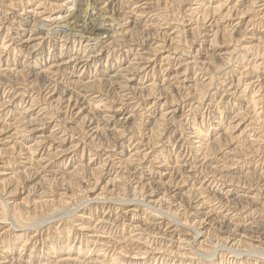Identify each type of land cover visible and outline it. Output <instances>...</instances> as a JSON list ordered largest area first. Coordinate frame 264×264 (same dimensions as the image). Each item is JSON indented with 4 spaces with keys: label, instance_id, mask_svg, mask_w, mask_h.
<instances>
[{
    "label": "rangeland",
    "instance_id": "rangeland-1",
    "mask_svg": "<svg viewBox=\"0 0 264 264\" xmlns=\"http://www.w3.org/2000/svg\"><path fill=\"white\" fill-rule=\"evenodd\" d=\"M0 264H264V0H0Z\"/></svg>",
    "mask_w": 264,
    "mask_h": 264
},
{
    "label": "bare ground",
    "instance_id": "bare-ground-1",
    "mask_svg": "<svg viewBox=\"0 0 264 264\" xmlns=\"http://www.w3.org/2000/svg\"><path fill=\"white\" fill-rule=\"evenodd\" d=\"M116 79H121V78H123L122 77V75H119V76H117V77H115Z\"/></svg>",
    "mask_w": 264,
    "mask_h": 264
}]
</instances>
